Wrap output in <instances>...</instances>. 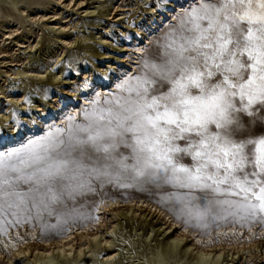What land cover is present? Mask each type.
I'll return each mask as SVG.
<instances>
[{
    "label": "snow or ice",
    "instance_id": "1",
    "mask_svg": "<svg viewBox=\"0 0 264 264\" xmlns=\"http://www.w3.org/2000/svg\"><path fill=\"white\" fill-rule=\"evenodd\" d=\"M155 49L82 118L0 151V232L55 228L105 185L158 195L190 227L264 225V0H197Z\"/></svg>",
    "mask_w": 264,
    "mask_h": 264
},
{
    "label": "bare ground",
    "instance_id": "2",
    "mask_svg": "<svg viewBox=\"0 0 264 264\" xmlns=\"http://www.w3.org/2000/svg\"><path fill=\"white\" fill-rule=\"evenodd\" d=\"M27 1L43 3L42 0ZM43 1H47L48 5L43 7L44 4H42L43 6L40 9H52L56 8L57 5H63L66 9L77 7L78 11L86 8V4L89 2V0ZM129 1L105 0L99 5L98 12L91 11L92 8L84 10L85 17L90 19L87 23L100 26V29L91 31L90 36L85 34L78 36L79 42L88 44L87 51L94 58L88 59L90 64H86V62L81 64L78 63L79 56L74 52L71 53L68 61L69 65L74 67L73 71H68L71 77L62 78L65 68L58 69L59 65L54 71L48 72L59 62L61 56H58L54 63L43 72L21 69L10 74L8 76L9 80H20L17 83V87L20 89L13 90L11 95H7L4 92L0 93L3 95L0 98V128L14 131L16 127L20 126L21 133H26L25 138H31L34 133L48 131L51 126H62L69 115L80 117L82 109L89 106V101L94 98L96 92L102 96L107 95L110 93L108 88L113 87V91L116 90L114 83L117 82V77L124 78L126 75H132L138 71L141 58L146 54L145 45L151 44L150 36L153 31L158 29L162 18L166 19L168 17L167 20L173 19L175 22L176 15L189 7L190 3L194 4L197 0H189L188 2L167 0L169 8L164 9L160 13L158 6L150 4L154 0H138V3L141 4L143 2L142 5L144 6L143 13L139 12L142 19L132 25H128L132 31V35L127 36L129 42L116 41L112 43L107 36V33H111L108 30L110 24L124 21L130 18V16L127 17V13L131 15V13H137L139 10V7L135 9L133 5L130 6ZM2 4L12 6V8L7 9L12 16L19 14L20 17H24L34 23H44L45 16L38 17L39 8L34 15L30 13V8L19 7L17 0H0V44L5 46L10 41L11 43L14 42L19 50L33 49V44L28 45L26 42L27 38H29L27 35L18 37L17 33L20 29L17 28L15 31L7 32L11 23L17 21L12 18L2 20ZM97 15H101L104 18H99ZM57 16L53 17L55 18V24L52 25L53 27L50 30L59 32L61 34L60 42L71 48L74 44V41H71V38L69 39L72 28L64 25L66 22H62V20L65 18H58ZM57 20H60V23H56ZM105 22H107L106 26L104 25ZM17 23L19 24V22ZM97 42L98 46L95 45ZM107 45L114 48V50L105 49ZM47 54L46 58H49L50 52ZM1 55L2 59L8 56L4 51L0 52ZM51 59H53V56H51ZM106 60H112L113 62H106L103 65L101 62ZM10 66L14 67V64ZM15 67H17V64ZM109 69L114 70V74L110 73ZM5 74L7 77L8 72H5ZM22 77L25 79H22ZM29 79L37 81L46 79L49 84H62L57 87L61 89L65 97L73 98L76 104L79 103V105L76 107L71 104L63 106L59 103L60 100L56 99L59 95L55 96V93L49 89L43 92L42 95L47 100L48 105L54 109L51 113L52 117H47V123L37 121L38 126H36L27 115L28 106L30 105L33 108L34 114H44L48 108L36 96L27 101L25 93L21 92V89L31 87L32 84L28 82ZM77 84L78 86L84 85L86 93L79 92V94H74L73 91L68 90L69 87H74ZM2 89L0 88V90ZM14 107L18 108L16 114L20 117L11 120V112ZM37 119L39 120V118ZM27 124L30 127L28 126L27 128ZM31 129L37 130L28 132ZM9 141L19 142L20 138L16 136L15 140H11V138L7 137L4 141L0 140V144L4 143L6 144L5 148H10L12 143L10 144ZM107 214L110 217L108 222L106 220ZM122 215L126 216L129 221L135 222V227L139 226V230L136 232L135 228L131 229V233L133 234L134 232L135 236L138 237L136 241H134V235L132 234L125 239L127 250L135 245L137 250L152 251L145 255L144 260L147 261V264H233L239 254L256 246L260 248L259 246L264 243V227L259 225L248 228L235 225L222 226L207 234L194 230L166 208L148 199L122 200L116 198L103 201L92 221H88L82 226L70 225L66 234L53 240L46 239L38 229H30L27 226L12 229L6 235H0V264H116L120 261L121 256L124 255L125 249L123 247L114 251L110 250V239L108 236L104 237V233L107 223H110V227L106 231L111 229V236L117 235L116 230L119 225V218ZM90 247L94 248L92 255L102 251L107 252L100 259H81Z\"/></svg>",
    "mask_w": 264,
    "mask_h": 264
},
{
    "label": "rangeland",
    "instance_id": "3",
    "mask_svg": "<svg viewBox=\"0 0 264 264\" xmlns=\"http://www.w3.org/2000/svg\"><path fill=\"white\" fill-rule=\"evenodd\" d=\"M17 1L19 2V4H18L19 7L23 6L26 8L28 7V9L30 8V13H32L34 15L37 13L36 10H39L40 7L43 6L42 4H44L43 7H47V5H48V2L43 1V0H42V2H43L42 4L40 2H36V1H32V2H28L27 0H17ZM104 1L105 0H89L88 4H86L87 7L84 9H81L79 11H78L77 7H75V8L71 7V8L66 9L63 7V5H57L56 8H52V9L41 8L42 10L41 9L39 10V16L38 17L45 16L44 23H42V22L34 23V22L24 18V17H20L19 14H17V15L15 14L12 16L11 13L7 10V9L12 8V6L2 4V13H1L2 20H9L12 18L15 21L19 22V24L17 22L11 23L10 28L7 29V32L15 31V30H17V28L20 29L19 32L20 31L21 32L17 33L18 37H23V36L27 35L29 37L26 40L27 44L28 45L33 44L34 48L30 49V50L29 49L19 50V48L16 47V44L14 42L11 43L10 41L7 42L5 46H3V44L2 45L0 44V52L4 51L8 55L7 57H4L3 59L1 58L2 55L0 56V58H1L0 59V88H3L2 90H0V93L4 92L7 95H11L13 90L20 89L17 87V83H19L20 80H16V81L9 80V77H8L10 74L15 73L16 70L22 69L25 71H38V72L41 71V72H43L47 68H49L52 63H54V61L56 60V58L58 56H61L60 57L61 59L59 58V62L52 69L48 70V72L54 71L56 69V67L59 65L58 69H60L62 67L65 68V71L62 75V78L71 77V75L68 71L74 70V67L69 65V63H68L71 53L74 52L79 56V62L78 63L82 64V63L86 62V64H90V61H88V59L89 58L92 59V58H94V56L91 53H88V51H87L88 44H85L84 42L82 43V42L78 41V36L80 34H85V35L90 36L91 31H95L96 29H100V26L87 23L88 21H90V19L85 17V13H83V12L85 9H88V8H92L91 11L94 10V11L98 12L99 5H101L102 2H104ZM130 1H129V5L130 6L133 5L135 9L139 7V10L137 13H135V12L131 13V15H130V13H127L126 14L127 17L130 16V18L125 19L124 21H119V22H115V23L110 24V28L108 30L111 31V33H107V36L109 37V41H112V43H115L116 41H122L123 43H128L129 40L127 39V36L132 35V31L130 30L128 25H132L136 22H139L142 19L139 12L141 11L143 13V8H144V6L142 5L143 2H141V4H139L138 0H130ZM177 1H182V0H177ZM183 1L188 2L189 0H183ZM196 2H194V4ZM137 4H138V6H137ZM150 4L151 5L153 4L154 6H158L159 13L162 12L164 9L169 8L167 0H154V2H151ZM190 4H192V3H190ZM55 15H58L57 16L58 18H65L62 20V22H66V23H64V25L69 26V28H72L70 30L69 39L71 38L70 40L74 41V44L71 48L70 47L68 48L67 46H65L64 44H62L60 42L59 39L61 37V34L59 32H56L55 30H50V28L53 27L52 25L55 24V18H53ZM97 17L104 18L101 15H97ZM167 19H168V17L166 19L162 18L161 24L158 25V29L153 31V33L151 34V36H150L151 37V44L145 45L146 46V50H145L146 54L141 58V61L143 58L148 57L150 52H155V50H156L155 49V42L157 41V39L169 27L170 24L175 23L173 21V19H170V20H167ZM56 23H60V20H57ZM104 25L106 26L107 22H105ZM121 31H123V32H121ZM119 35H120V37H119ZM102 36H104V35H102ZM95 45L98 46L99 45L98 42L95 43ZM64 47H65V49H63ZM105 49H109L111 51L114 50V48H111L108 45L105 47ZM49 52H50L49 58H46L48 55L47 53H49ZM51 56H53V59H51ZM106 62L112 63L113 61L112 60H106V61H103L101 63L104 65V63H106ZM11 64H14V67H11L10 66ZM16 64H17V67H15ZM140 65H141V63H140ZM140 65L138 66V70H139ZM5 72H8L7 77H6ZM109 72L114 74L115 71L112 69H109ZM137 72L138 71H136V73ZM47 73H45V74H47ZM110 73H108V74H110ZM132 75H134V74H132ZM22 79H25V78L22 77ZM122 79H123L122 77H117V79H116L117 82L114 83L115 87ZM6 80H7V82H6ZM28 82H30L32 84L31 87L21 89L22 90L21 92L25 93V98L27 99V101H29L33 96H36V97L40 98L41 101L45 104V107L48 108L44 114H34V111L32 110L33 108L30 105L28 106L29 111H27V115L36 126H38L37 121H42L43 123H47L48 122L47 117H52L51 113L54 109L52 107H50V105H48L47 100L42 95L43 92H46L49 89H51V91L55 93L54 94L55 96L59 95L56 97V99L60 100L59 103L62 104L63 106H67V105L71 104V105L76 107L79 105V103L76 104V102L74 101L73 98L65 97V95L62 93L61 89L57 87V86H61L62 84H49L46 79H43L40 81H37L34 79L33 80L29 79ZM81 84H83V82H81ZM69 89L71 91H73L74 94H79V92L80 93H86V88L84 87V85L78 86V84H77L74 87H69L68 90ZM108 89L110 90V92H115V91H113V87L108 88ZM97 94H99V93L96 92L94 94V97ZM99 95H101V94H99ZM2 96L3 95L0 94V98ZM51 96H53V95H51ZM104 96H107V95H103V96L101 95V97H104ZM17 111H18V108L14 107L12 112H11V116H12L11 120L20 117L19 115L16 114ZM46 113H47V115H46ZM37 118H39V120ZM80 118H82V117L78 116V119H80ZM28 126L29 125L27 124V128H28ZM63 126H64V124L61 127H63ZM37 129H33V130L31 129V130H28V132H30V131L35 132ZM256 131L259 132L260 129L258 128V129H256ZM46 132L47 131H40V132L34 133V135H32L31 138L41 136V135L45 134ZM16 136H19V138H20L19 142H16V141L10 142L9 141L10 144L12 143L10 148H5L6 144L2 143V144H0V151H8L11 148L18 147L22 143H26L27 140L30 138V137L25 138L26 133L25 134L21 133L20 126L16 127L14 131H7V130H4L3 128H0V137H2V139H0V140L4 141L7 137L11 138V140H15ZM116 198H119L122 200L134 199V198H145V199H148V200H150L156 204L163 206L168 211H170L169 207L167 205L159 202L158 195L152 194L148 191H139L135 188L124 189V188L116 187L114 185H105V186L99 188L94 194H89L85 197L78 198L77 208H79V214H74L70 217H67L66 223H59L58 224L55 217L46 218L45 221L43 222L44 224L49 225V226L58 224L57 227L53 228V227H44V226H42V223L40 221H37V220H30L28 222H24L22 220L20 223H17V224H9L7 226V229H6V233L10 232L12 229L21 228L22 226H27L30 229H38L39 231H41L42 235L46 239L53 240L55 238H58L64 234H66L70 225L82 226L86 222L92 221L95 217L97 209L100 207V205L103 201L108 200V199H116ZM170 212L173 213L172 211H170ZM109 219H110V217L107 214V216H106L107 222L109 221ZM180 220L185 223L184 219L181 218ZM186 225H188V224H186ZM229 225H235V226H239V227H243V228L253 227V226H257V225L264 227V225H262L260 223H254L251 226H249L247 224H245L244 226H241L239 223H233L232 220L229 219L226 221H219L217 223H212L208 228H194V227H191V228H193L194 230H196L198 232H204V233L209 234L212 231H214L216 228H219L222 226H229ZM135 226H136L135 222L129 221V219L126 216L122 215L119 218V225H118L117 230H116L117 235L111 236V232H110L111 229H109V231H106V229L108 227H110V223H107V228H105L104 237L108 236V238L110 239L109 241H110L111 248H109V249L112 251L123 248V247L125 249L124 255L121 256L120 261L116 264H147V261L144 260L145 255L147 253H151L152 251L148 252V251H143L140 249L137 250V246H135V245H134L135 247L131 246L129 248V250H127V248H126L127 242L125 241V239L128 238L129 236H131V234H132L131 229L135 228V232L139 230V226H137V227H135ZM6 233L0 232V235H6ZM132 235H134L133 239H134V241H136L138 239V237L135 236L134 232ZM263 244L264 243H262L259 246L260 248H258V246H256L254 248H251L250 250L242 252L241 254H239V256L237 257V259L235 260V262L233 264H264V245ZM257 245H259V244H257ZM93 249H94L93 247H90L86 251L85 255H83V257H81V259H84V258H86V259H89V258L100 259L101 256L107 252V251H102L96 255H94V254L92 255ZM243 257H244V259H243Z\"/></svg>",
    "mask_w": 264,
    "mask_h": 264
}]
</instances>
